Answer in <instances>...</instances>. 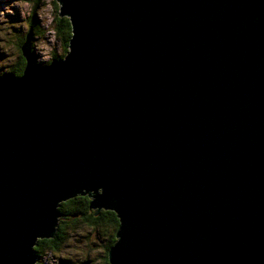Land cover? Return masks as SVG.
<instances>
[{
	"label": "water",
	"instance_id": "water-1",
	"mask_svg": "<svg viewBox=\"0 0 264 264\" xmlns=\"http://www.w3.org/2000/svg\"><path fill=\"white\" fill-rule=\"evenodd\" d=\"M58 2L68 53L0 74V264L78 195L109 264H264V0Z\"/></svg>",
	"mask_w": 264,
	"mask_h": 264
},
{
	"label": "rangeland",
	"instance_id": "rangeland-1",
	"mask_svg": "<svg viewBox=\"0 0 264 264\" xmlns=\"http://www.w3.org/2000/svg\"><path fill=\"white\" fill-rule=\"evenodd\" d=\"M59 6L58 0H39V3L37 0H0L1 74L16 62L20 52L18 43L30 31L32 33V48H30L34 50L32 53L38 63H46L53 59V55L58 56L63 53L54 23V18L59 13ZM31 14L38 23L35 31L28 23ZM68 218L63 220L68 221ZM106 238H108L106 235L98 236L92 227L78 223L69 228L67 239L63 241L60 252L56 255L47 252L38 260L41 264H61L65 259L70 264H103L102 255L105 253L102 245L106 243Z\"/></svg>",
	"mask_w": 264,
	"mask_h": 264
},
{
	"label": "trees",
	"instance_id": "trees-1",
	"mask_svg": "<svg viewBox=\"0 0 264 264\" xmlns=\"http://www.w3.org/2000/svg\"><path fill=\"white\" fill-rule=\"evenodd\" d=\"M37 3H39V0H37ZM33 14L28 17V23L33 31H35L38 23L34 19ZM54 23L55 29L58 32V37L61 41V49L63 53L58 56L53 55V58L62 57L66 53H68L70 39L72 36V27L68 17L60 16V14L58 13V15H56V17L54 18ZM27 34L28 33H26L18 43L20 52L18 54L16 62L7 69V71L12 72L16 76L22 75L26 65V59L22 54V46L26 41ZM32 51L34 53V50ZM89 202V196L78 195L60 204L59 210L63 213V216L60 217L55 235L51 238H40L37 240L35 250L38 258H41L42 255L46 254L47 252L53 255H56L58 252H60L61 245L64 243L63 241L67 239L69 228L75 226V224L83 223L92 227L98 234V236H108V238L105 239L106 243H103L104 245H102V249L105 253L102 255V261L103 264H109L108 252L109 248L116 240V231L119 227V219L116 213L111 210H101L99 214L95 215V211L89 208ZM67 217H69V220L64 221L63 218ZM37 264H41L39 260L37 261ZM61 264L70 263L67 259H65Z\"/></svg>",
	"mask_w": 264,
	"mask_h": 264
},
{
	"label": "bare ground",
	"instance_id": "bare-ground-1",
	"mask_svg": "<svg viewBox=\"0 0 264 264\" xmlns=\"http://www.w3.org/2000/svg\"><path fill=\"white\" fill-rule=\"evenodd\" d=\"M31 41H32V38H31V40H30V45H29V47H31V48H32V46H31ZM31 48H30V49H31ZM51 58H52V57H51ZM49 62H50V61H49Z\"/></svg>",
	"mask_w": 264,
	"mask_h": 264
}]
</instances>
